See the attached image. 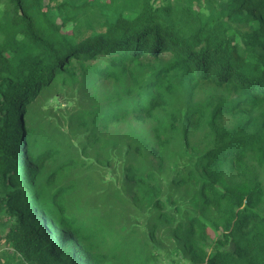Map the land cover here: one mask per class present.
Wrapping results in <instances>:
<instances>
[{
    "label": "trees",
    "instance_id": "trees-1",
    "mask_svg": "<svg viewBox=\"0 0 264 264\" xmlns=\"http://www.w3.org/2000/svg\"><path fill=\"white\" fill-rule=\"evenodd\" d=\"M2 242L264 264V0H0Z\"/></svg>",
    "mask_w": 264,
    "mask_h": 264
},
{
    "label": "rangeland",
    "instance_id": "rangeland-1",
    "mask_svg": "<svg viewBox=\"0 0 264 264\" xmlns=\"http://www.w3.org/2000/svg\"><path fill=\"white\" fill-rule=\"evenodd\" d=\"M213 237H214V234L212 233L211 234ZM5 245H4V243L2 242V244H0V252L1 251H3V250H8V253L9 254H12V250H11V248H8V247H4ZM4 247V248H3ZM159 253V252H158ZM167 262V261H166Z\"/></svg>",
    "mask_w": 264,
    "mask_h": 264
}]
</instances>
